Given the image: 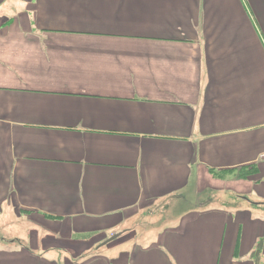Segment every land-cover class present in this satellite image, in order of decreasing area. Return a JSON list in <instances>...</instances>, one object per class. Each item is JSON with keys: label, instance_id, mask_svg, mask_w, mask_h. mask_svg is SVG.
Listing matches in <instances>:
<instances>
[{"label": "crops", "instance_id": "obj_1", "mask_svg": "<svg viewBox=\"0 0 264 264\" xmlns=\"http://www.w3.org/2000/svg\"><path fill=\"white\" fill-rule=\"evenodd\" d=\"M0 210V264H264V0H0Z\"/></svg>", "mask_w": 264, "mask_h": 264}, {"label": "rangeland", "instance_id": "obj_2", "mask_svg": "<svg viewBox=\"0 0 264 264\" xmlns=\"http://www.w3.org/2000/svg\"><path fill=\"white\" fill-rule=\"evenodd\" d=\"M210 192V191H209ZM209 192H206V191H203V192H200L199 193V197L196 198V200L193 198L189 199L188 197V201L191 202V201H194L193 203L191 204H184V202H178L177 204L174 205V208L176 207L177 209H181V211L183 209L187 210L186 212H189V211H193L195 208L194 205L197 204L196 206H198L199 208H205L204 206L206 205V201H204V199L202 200V196L204 195H208ZM209 195L213 196L214 193H210ZM238 195L234 196L233 198L234 199H238L237 197ZM192 197V196H190ZM214 197V196H213ZM224 197V196H223ZM208 198V196H205V200ZM196 202V203H195ZM218 203L216 204H211V207H216ZM250 205V204H249ZM228 205L226 204H221V207L225 208L227 207ZM233 206H231L232 208ZM187 208V209H186ZM11 210V212H10ZM8 211V214H12L11 217L12 219L16 220V216L14 214V212L12 211V209H10ZM162 209L160 208H156V209H152V210H149L147 211L148 212V216L147 218H143V222H146L148 224H153L156 220V223H158V218L161 215L160 211ZM2 210H0V213H1ZM170 211V210H169ZM168 211V212H169ZM22 212L19 211L18 214H21ZM10 216V215H9ZM146 216V215H145ZM2 219V218H0ZM25 223H23V227H21V231L22 232H0V245H3V246H20V247H27L29 250H31V248H34L35 249V246L33 245L32 243V239L34 241L37 242L38 246H40V244L38 243V241L40 240V237L39 235H34L35 233L34 232H24V230L27 228V225H26V222L23 221ZM4 223L3 220L0 222V224ZM158 232H145V235L148 234V237L146 238L147 241L149 240H152V238H154L156 236ZM32 234V235H31ZM43 234V233H42ZM100 239H95L94 240V237H89L88 240L83 238V237H79L76 241V243H73V248L69 249L68 251V255H71V259H74V257L76 256V253H74V248H77V252L78 254L82 251H84V254H82L84 256V258H88L90 255H93L92 254V251H95L93 249V247H99L100 245H102L104 242H98ZM98 242V243H97ZM40 250V249H39ZM41 252V250H40ZM44 256V255H43ZM77 261H80L79 258L76 259Z\"/></svg>", "mask_w": 264, "mask_h": 264}, {"label": "trees", "instance_id": "obj_3", "mask_svg": "<svg viewBox=\"0 0 264 264\" xmlns=\"http://www.w3.org/2000/svg\"><path fill=\"white\" fill-rule=\"evenodd\" d=\"M243 175H241L242 177ZM263 246H262V242L260 241L258 244V248L256 250V252L254 253L255 255H260V251L262 250Z\"/></svg>", "mask_w": 264, "mask_h": 264}, {"label": "water", "instance_id": "obj_4", "mask_svg": "<svg viewBox=\"0 0 264 264\" xmlns=\"http://www.w3.org/2000/svg\"><path fill=\"white\" fill-rule=\"evenodd\" d=\"M114 240H116V237H112L110 240H107L106 242H104V243L102 244V246H105V245L109 244L110 242H112V241H114Z\"/></svg>", "mask_w": 264, "mask_h": 264}]
</instances>
